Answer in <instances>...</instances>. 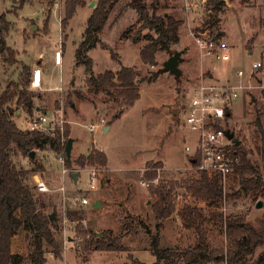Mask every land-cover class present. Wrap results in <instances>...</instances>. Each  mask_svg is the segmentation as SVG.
Returning a JSON list of instances; mask_svg holds the SVG:
<instances>
[{
    "label": "rangeland",
    "instance_id": "rangeland-1",
    "mask_svg": "<svg viewBox=\"0 0 264 264\" xmlns=\"http://www.w3.org/2000/svg\"><path fill=\"white\" fill-rule=\"evenodd\" d=\"M81 1L83 4L76 7L72 19L63 28L61 21L69 0H30L23 6L18 0H0V16L3 15L8 23V31L2 36L13 52L10 61L0 57V94L8 84L19 80L23 66L29 68L30 78L39 55L43 56L41 62L47 73L43 91L30 85L26 88L33 109L38 106L39 111L27 113L22 104L14 101L7 110L8 117L17 128L27 130L32 116L44 113L50 118L59 111L64 115L74 140L71 166L66 167L78 173L76 183L68 176L62 177L61 154L48 148L35 150L38 164L22 157L14 148L10 154L13 166L21 172L23 184L31 189L37 208L54 222L51 231L59 244V256H54L52 248L44 245L45 264H185L176 258H157L153 241L158 238L159 251L182 252L194 247L198 242L197 233L181 218L186 208L198 210L196 220L207 237L208 248L226 252L230 248L227 221L243 218L245 223L257 227L260 220L264 221L263 203L261 208L256 207L263 199L254 200L247 196L225 200L226 194H233L240 188L234 174L227 178L225 191L218 183L224 193L221 201L197 199L187 193L183 184L199 178L190 169L192 152L185 151L186 146L194 149L195 135L184 125L182 113L176 120L172 119L171 113L180 111L181 103L185 97L188 99L189 85L198 77L225 72L231 79L226 83L235 84L239 82V71L248 72L252 62L264 57V30L259 33L255 26V17L260 12L263 14L260 24L264 27V1L226 0L250 8L239 11L241 17L250 10L254 11L253 17H247V23L240 20L238 24L234 18L236 14L228 13L224 0H216L219 4L217 12L210 0H142L147 7H156L158 15L171 16L182 22L178 30V37L182 35L179 43L170 52L158 51L156 64L147 66L140 62L139 51L149 43L146 36L156 38V35L141 30L138 15L129 7L131 0H114L108 9L107 21L97 36L101 43L90 49L87 56L92 59L94 75L121 67L137 69L139 99L131 107L108 93L88 91L85 66L76 63L74 53L83 41L87 20L98 0ZM186 4L190 11L186 10ZM212 17L217 20L216 26L210 22ZM188 25L191 29L210 28L216 35L218 46L226 42L231 48L226 49L225 55L220 52L219 59L201 56L188 36ZM189 46L196 48L206 68L198 73L179 66V77L163 72V64L181 47ZM60 47L65 53L61 73L52 65L54 50ZM247 49L251 50L252 56ZM224 81L219 82L224 84ZM230 108L231 116L225 121L226 127L240 141L239 146L247 151L248 158L262 167L264 142L259 126L264 130V94L254 90L241 95L231 102ZM114 117L118 119L114 120ZM101 119L105 125L109 123L110 130L104 133L97 127L90 132L88 127ZM90 148L104 152L108 159L106 167H97L103 171L93 191L89 189V167L79 169L74 164L75 159L87 154ZM147 170L156 171L154 180L157 184L151 187L166 185L165 195L169 192L168 201L174 206L172 215L159 223L155 221L151 208L154 198L142 185ZM34 179H40L50 191L38 192ZM106 179H109L107 184ZM171 182L176 184L173 189ZM62 186L64 194L59 190ZM83 198L88 204L77 206L76 200ZM97 202L99 208H94ZM67 211L74 216L80 215L82 220H69ZM77 230H84L87 235L83 237ZM118 237L122 240L123 251L94 249V241ZM12 249L21 255L22 264H31L28 259L31 242L23 231L13 237Z\"/></svg>",
    "mask_w": 264,
    "mask_h": 264
},
{
    "label": "trees",
    "instance_id": "trees-1",
    "mask_svg": "<svg viewBox=\"0 0 264 264\" xmlns=\"http://www.w3.org/2000/svg\"><path fill=\"white\" fill-rule=\"evenodd\" d=\"M30 0H18L23 6ZM114 0H98L95 8L87 20L83 41L75 49L76 63L85 66L87 74L86 84L88 91L94 94L108 93L113 99L123 100L131 107L139 99V90L136 87L137 73L133 68H121L118 72L105 71L102 74L93 75L92 61L87 52L96 47L100 42L97 38L102 31L106 21L108 9ZM142 0H131L129 7L138 15L141 30L154 32L156 38L146 36L149 43L139 51V60L143 65L154 66L155 54L158 51L170 52V49L179 43L178 30L181 21L171 16L162 17L157 14V8L147 7ZM215 12L219 4L216 0H210ZM81 0H69L65 5L64 19L61 21L63 28L72 19L77 6L82 5ZM216 26L217 20L212 17L210 21ZM8 31V23L5 17L0 16V57L4 61H10L13 56L12 50L6 46L3 32ZM30 84L29 68L23 66L19 80L8 84L0 94V264H22V257L12 249V239L23 231L26 238L30 239L31 251L28 259L31 264H45L44 245L52 248L54 256H59V244L51 231L49 215L44 214L37 208L33 199L31 189L23 184L21 172L17 171L12 164L10 154L14 148L22 157L28 158L30 162L38 164L35 159H30L32 151L48 148L52 152L62 154L65 166L70 168L71 162L66 159L61 137L58 133L53 136L39 132L20 130L8 117L7 110L15 101L22 104L27 113L33 111L31 97L26 89ZM30 103V104H29ZM118 119L117 117L113 118ZM259 131L264 142V130L259 126ZM64 136L69 139V127L66 125ZM235 152L240 159V165L236 168L234 178L240 187L233 194H226V199H240L243 197H258L263 199L264 207V165L262 167L254 164L248 153L241 146L235 147ZM36 153V152H35ZM74 164L79 168L106 167L107 158L102 152L92 149L87 155H80ZM151 170L150 164H147ZM146 171L143 181H149L156 177V171ZM175 183H170L171 189ZM187 193L192 197L203 200L221 201L224 193L214 178L209 179L202 174L198 179L187 181L183 184ZM149 194L154 198L152 211L157 223L170 217L174 212V206L168 199L169 192L165 195L166 185L150 187ZM43 208V205H41ZM192 213L195 214L192 217ZM198 210L186 208L181 215L183 223L195 229L198 237L197 244L182 252H170L168 250H157L158 238L153 241L154 254L157 258H176L185 264H264V221L260 220L257 227L245 223L243 218L230 219L227 221V233L230 248L224 251H213L208 248L207 237L202 227L197 223ZM66 217L74 221L82 220L80 215L67 211ZM159 225L156 226L159 229ZM83 237L87 235L84 230H77ZM96 251L120 252L124 250L121 238L100 239L93 242Z\"/></svg>",
    "mask_w": 264,
    "mask_h": 264
},
{
    "label": "built area",
    "instance_id": "built-area-1",
    "mask_svg": "<svg viewBox=\"0 0 264 264\" xmlns=\"http://www.w3.org/2000/svg\"><path fill=\"white\" fill-rule=\"evenodd\" d=\"M205 2V0H202ZM186 10L190 8L186 4ZM210 28H193L188 25V36L194 41V44L201 56H214L219 59L218 40ZM54 63L61 65L62 52L56 50L53 55ZM32 79L30 86L34 85V78L38 76V87L40 85V69L35 68L32 71ZM239 82L235 84H215L210 83L208 78L198 77L195 82L188 99H184L181 103L180 112L184 117V125L190 132L195 135V147L191 149L186 146V152H192L189 163L193 173L200 176L206 175L209 179H216L225 191V182L227 178L234 174L236 168L240 165V159L235 152L234 143L227 139L226 132L229 131L225 125V121L231 116V102L241 95H247L251 91L257 90L264 94V57L251 63L248 72L239 71L237 73ZM67 124L64 115L61 112H55L48 118L44 113L36 117H31L28 122V131L39 132L53 136L58 133L61 137L63 148L67 139L64 136L65 125ZM105 122L99 120L97 124H91L88 130L92 132L95 128H103ZM62 165V177L72 173L65 166L63 155L59 157ZM89 189H95V182L100 181L102 169L97 167H89ZM36 178V177H34ZM38 192L48 193L50 190L40 179H34ZM157 184V180H149L142 182V185L149 188ZM62 194L65 189H60ZM64 198V197H63ZM65 199V198H64ZM77 206H85L88 204L86 198L76 200Z\"/></svg>",
    "mask_w": 264,
    "mask_h": 264
},
{
    "label": "crops",
    "instance_id": "crops-1",
    "mask_svg": "<svg viewBox=\"0 0 264 264\" xmlns=\"http://www.w3.org/2000/svg\"><path fill=\"white\" fill-rule=\"evenodd\" d=\"M226 3H227V5H226V7H227V9H228V13H232V14H236V16L234 15V18L236 19V22L239 24V21L240 20H242V21H244V24L245 23H247V17H249V16H251V17H253L254 16V14H253V10H250V13H246L243 17H241V15L238 13L239 11H243V9L244 10H249L250 8H247V7H245V4L244 5H233V4H231V3H229V2H227L226 0H224ZM259 1V0H258ZM264 1V0H263ZM243 2H244V0H243ZM245 3H246V1H245ZM239 8V9H238ZM258 11V10H257ZM262 13H260L259 12V15H258V17L256 18L255 17V23H257V25H255V26H257L256 28L258 29V31H259V33L261 32V31H263L264 30V27H261V22H260V20H261V18H262V15H261ZM228 21L231 19L229 16H228ZM218 24V23H217ZM258 33V34H259ZM257 34V35H258ZM182 36V35H181ZM181 36H179V39L181 40ZM186 36V35H185ZM228 39H229V37H228ZM229 41V40H228ZM248 42V41H247ZM254 42H255V40L253 41V48H254ZM252 43V42H251ZM251 43H249V44H251ZM246 45H247V43H246ZM246 47V46H245ZM229 48H231V46H228L227 44H226V42H224V43H222L221 44V47L219 48V55H225L226 53H227V51H226V49L228 50ZM56 50H61V52H62V63H61V65H56L55 63H54V58H52V65L56 68V69H58L59 70V72L61 73V71H62V69H63V63H64V59H65V53L62 51V48L60 47V48H58V49H56ZM56 50H54V52L56 51ZM248 50V49H247ZM248 51H250L249 52V55H251L252 56V52H251V50H248ZM180 53H181V55H180V58H181V62H180V64H179V66H181L180 68L181 69H183V68H185V69H191V70H195V71H197L198 73H201L200 71H203L205 68H206V66L204 65V64H202L201 63V59L202 58H199V56H198V51L196 50V48H195V50L192 48V47H181V50L179 51ZM220 52H221V54H220ZM223 52H224V54H223ZM258 56H259V51H258ZM260 57H258V59H259ZM42 59H43V56L41 55H39L38 56V58H37V62H36V65L34 66V67H32V70H31V72H30V80L32 79V71L35 69V68H39L40 69V85H39V87H38V76H36L35 78H34V85L32 86L33 88H35V89H38V90H40V91H43L44 89H43V87L46 85V81H47V73H46V69H45V67H44V65L42 64ZM91 59V58H90ZM91 61H92V59H91ZM92 64H93V62H92ZM121 68H133L134 70H135V72L137 71V69H135L134 67H121ZM120 68V69H121ZM119 69V70H120ZM119 70H116V71H112V72H118ZM180 70V69H179ZM92 72H93V69H92ZM137 73V72H136ZM180 74H181V71H180ZM93 75H94V73H93ZM200 75V74H199ZM198 75V76H199ZM96 76V75H95ZM228 76L229 75H225V72H217V73H213V74H210L207 78H208V81L209 82H212V83H215V84H221L219 81L220 80H226V81H224V84H227L226 82H228L229 80H231V79H229L228 78ZM136 79H137V77H136ZM194 84H195V82H193V83H191L190 85H189V90H188V93H187V95L186 96H188L190 93H191V90H192V88H193V86H194ZM54 89H57V88H54ZM39 107L38 106H35L34 107V109H33V111H39ZM181 112L179 111V113H178V115L180 114ZM65 114V113H64ZM122 115V114H121ZM171 115H172V113H171ZM178 115L176 116V118H174V116H172V119L173 120H176L177 119V117H178ZM120 118V117H119ZM107 125H109V123L107 124ZM107 125H105L102 129H103V131H104V133H107L109 130H110V127L109 126H107ZM69 127V126H68ZM69 138H71V132H70V127H69ZM72 139V138H71ZM73 140V139H72ZM73 144H74V140H73ZM73 144H72V148H73ZM92 147V146H91ZM93 148H90L89 150H88V152H87V154L92 150ZM95 150H97V151H99V152H102V151H100V150H98V149H96V148H94ZM103 154H105L104 152H102ZM87 154H85V155H87ZM106 155V154H105ZM80 156V155H79ZM78 156V157H79ZM77 157V158H78ZM76 158V159H77ZM106 158H107V156H106ZM107 164H108V159H107ZM107 166V165H106ZM78 173H77V178H76V182H77V179H78ZM109 182V179H106V184ZM102 185V184H101Z\"/></svg>",
    "mask_w": 264,
    "mask_h": 264
},
{
    "label": "water",
    "instance_id": "water-1",
    "mask_svg": "<svg viewBox=\"0 0 264 264\" xmlns=\"http://www.w3.org/2000/svg\"><path fill=\"white\" fill-rule=\"evenodd\" d=\"M93 4H90V6H92ZM33 30V28L31 29ZM181 53L180 52H176L173 54V56H171L164 64H163V72L168 73L174 77H179L180 76V70H179V64L181 62V58H180ZM30 104V103H29ZM179 112H172V116H174V118H176V116L178 115ZM226 137L227 139L231 140L234 145L237 147L240 145V141L236 140L234 133L227 131L226 132ZM72 144H73V140L71 138H69L66 141L65 147H64V154L66 156V159L70 160L71 157V150H72ZM29 158L30 159H35L37 160V157L35 156V151H32L29 154ZM70 177L73 179L74 183H76V178H77V173H72L70 175ZM262 206V202H258L257 203V208H261ZM94 208H99V203L97 202L96 204L93 205ZM51 219V217H49Z\"/></svg>",
    "mask_w": 264,
    "mask_h": 264
}]
</instances>
